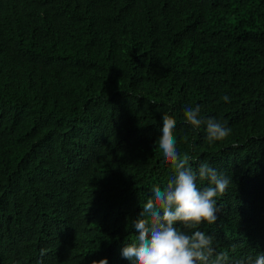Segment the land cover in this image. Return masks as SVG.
I'll return each instance as SVG.
<instances>
[{
    "label": "trees",
    "instance_id": "1",
    "mask_svg": "<svg viewBox=\"0 0 264 264\" xmlns=\"http://www.w3.org/2000/svg\"><path fill=\"white\" fill-rule=\"evenodd\" d=\"M188 105L229 136L209 143ZM163 114L194 171L207 162L230 180L198 229L229 264L254 260L264 0H0V264H131L132 225L175 174L155 148Z\"/></svg>",
    "mask_w": 264,
    "mask_h": 264
},
{
    "label": "clouds",
    "instance_id": "2",
    "mask_svg": "<svg viewBox=\"0 0 264 264\" xmlns=\"http://www.w3.org/2000/svg\"><path fill=\"white\" fill-rule=\"evenodd\" d=\"M224 101L230 97L224 96ZM199 106H185L184 120L194 128L206 125L209 143L229 136L231 129L214 118L202 120ZM162 135L155 148L162 158L174 168V176L161 190L155 186L153 195L142 206L139 218L134 221L136 238L123 247L121 255L131 264H229L227 252L217 253L214 236L198 229L217 221L218 195L224 193L229 178L220 174L207 162H202L194 171L189 166L187 153L180 155L174 136L176 120L168 114L162 116ZM207 181L208 186L198 187L197 180ZM119 245L118 249L120 248ZM92 264H108L107 256ZM235 264H264V253L254 260L251 256L237 260Z\"/></svg>",
    "mask_w": 264,
    "mask_h": 264
}]
</instances>
